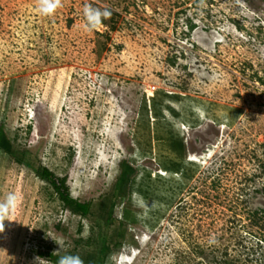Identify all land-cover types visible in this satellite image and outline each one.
<instances>
[{"label": "rangeland", "instance_id": "rangeland-1", "mask_svg": "<svg viewBox=\"0 0 264 264\" xmlns=\"http://www.w3.org/2000/svg\"><path fill=\"white\" fill-rule=\"evenodd\" d=\"M85 5L111 16L87 31ZM161 92L179 96L183 118L193 100L217 107L195 126L172 120L161 147L162 122L143 107ZM0 122L37 158L0 155V200L18 197L0 264H53L38 252L75 240L83 260L121 231L105 264H264V0H62L51 16L36 0H0ZM185 154L189 180L173 175ZM122 160L133 192L114 200L110 222L63 209L35 174L65 178L98 214Z\"/></svg>", "mask_w": 264, "mask_h": 264}, {"label": "trees", "instance_id": "trees-1", "mask_svg": "<svg viewBox=\"0 0 264 264\" xmlns=\"http://www.w3.org/2000/svg\"><path fill=\"white\" fill-rule=\"evenodd\" d=\"M166 96L175 97L177 98L178 95L174 94H164ZM156 97L153 96L151 100L149 101V106L147 108L146 102L144 101L143 107L145 108L146 112H151L152 115L155 117L159 116L161 113L160 106L156 105L155 100ZM160 105L162 104L159 103ZM142 107V108H143ZM156 117V118H157ZM0 155H5L7 157H10L13 159L16 163L22 164L24 163L25 159L31 155L34 156V161L37 162V158L35 156V153H33L26 149L21 148L18 145L15 144V139L11 136L9 131H7L4 128V125L2 122H0ZM119 174L116 177V181L114 183L113 188L118 190H112L107 195L103 196L101 199V203L98 204V214L93 210V205L90 202H84L80 201L78 199L72 198L69 193L64 190V183L65 178H56L51 175H49V171L47 168L38 165L35 169V174L46 184H48L52 190H47L45 187L43 188L45 193L47 194L48 199L57 200L59 202V205L69 211L73 215H77L80 217H90L94 214L100 215V216H107V220H111L113 209H114V200L118 196H123L125 193L133 192V190H126V186L129 181L132 180V174L134 173V169L132 166H130L125 161H120L119 163ZM117 186V187H116ZM139 193L143 194V190H136ZM158 202H160V199L158 198ZM110 222V221H109ZM120 225L122 227L125 226L124 222H121ZM55 230L60 233V235L65 236L67 235V230L63 226L60 225H54ZM122 232V231H121ZM121 232L119 233V236L114 239V248H110L107 244V241L105 238H101V240L97 243L96 249L93 250L91 253L85 254L83 256V262L84 264H105V259L108 255V253L112 249H118L120 247V240L119 238L122 237ZM75 246L73 250L65 253H57V254H43L42 252H38L39 257H44L48 259L53 264H57L60 257L66 256V255H75L79 252V250L83 247V242L80 240H75ZM86 245L91 248V246L94 244L93 240L89 238L86 242Z\"/></svg>", "mask_w": 264, "mask_h": 264}, {"label": "crops", "instance_id": "crops-1", "mask_svg": "<svg viewBox=\"0 0 264 264\" xmlns=\"http://www.w3.org/2000/svg\"><path fill=\"white\" fill-rule=\"evenodd\" d=\"M161 93H162L161 96H163V101H162L161 105L160 104H158V105L160 106L161 110H163V111H161V113L157 117L162 122V124L160 125L161 134H159V136L155 135L156 142H159L158 144H160L161 147L166 144V140H167L166 135H168L171 132V129H172L171 122H172V120L173 121L174 120H179L181 118V120H179L178 122L182 126H184V124H188L189 126H195L197 124H200V122L202 123L203 119L205 120V118H206L207 114L203 115L202 118H201L202 111L209 112L210 109L211 110H215L214 108L217 107V106H215L214 104H211V103H207V102H204V101H194L193 100V102H190V104L186 105V109H187V111L189 112V114L191 116L183 118V116L181 115V112L172 106V103H177V102L180 101L179 96L177 98H175V97H170L169 98V96L164 95V94H167V93H164V92H161ZM174 95H176V94H174ZM155 97H157V95ZM181 108H183V106ZM184 109H185V107H184ZM165 114H169L171 116V120H167ZM151 116H154V115H151ZM154 118H155V116H154ZM150 129L151 128H149L150 136H153V133L151 132ZM162 132H165V135H163ZM179 138H181V135H179ZM182 147H183V149H185V145H183ZM163 152L166 153V154L171 152L170 155L172 156V158L175 157V156H173V151H171V150H165ZM185 152H186V149H185ZM137 153L140 156V153L135 151V154H137ZM153 155H154V152H153L152 146H151V155H150V157H153ZM143 157L147 158L148 156L144 155ZM160 171L164 172L165 170L164 169H160ZM193 171H194L193 168L190 167L186 163V154H185V156L182 155V157L180 159L179 170L177 172H175L173 175L174 176L178 175V176H181L184 180H189L192 177V175L194 174Z\"/></svg>", "mask_w": 264, "mask_h": 264}, {"label": "clouds", "instance_id": "clouds-1", "mask_svg": "<svg viewBox=\"0 0 264 264\" xmlns=\"http://www.w3.org/2000/svg\"><path fill=\"white\" fill-rule=\"evenodd\" d=\"M36 4L39 14L51 16L62 6V0H36ZM83 16L85 29L93 31L102 23L103 19L110 18L111 11L108 9L100 10L91 5H85ZM17 206L18 197L15 193H9L3 200H0V232L4 231V221H10L8 217ZM210 243H215L214 238L210 240ZM57 264H84V262L78 255H66L60 257Z\"/></svg>", "mask_w": 264, "mask_h": 264}]
</instances>
